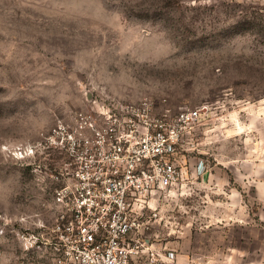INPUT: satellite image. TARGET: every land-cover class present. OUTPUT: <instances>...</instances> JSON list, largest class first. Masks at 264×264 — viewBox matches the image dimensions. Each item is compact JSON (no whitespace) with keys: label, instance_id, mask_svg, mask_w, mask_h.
I'll list each match as a JSON object with an SVG mask.
<instances>
[{"label":"rangeland","instance_id":"rangeland-1","mask_svg":"<svg viewBox=\"0 0 264 264\" xmlns=\"http://www.w3.org/2000/svg\"><path fill=\"white\" fill-rule=\"evenodd\" d=\"M90 92L148 97L158 111L166 100L174 113L225 103L229 134L244 133L264 120V0H0V264H45L18 233L54 220V183L36 169L56 155L19 152ZM198 183L162 210L167 231L182 230L168 241L180 264L263 263L256 206L240 239Z\"/></svg>","mask_w":264,"mask_h":264},{"label":"built area","instance_id":"built-area-1","mask_svg":"<svg viewBox=\"0 0 264 264\" xmlns=\"http://www.w3.org/2000/svg\"><path fill=\"white\" fill-rule=\"evenodd\" d=\"M86 98L83 110L59 120L30 154L19 152L56 156L36 169L54 183V220L18 236L27 249L43 252L45 264H180L168 241L182 238V230L167 231L162 210L205 175L206 162L192 160L200 144L214 142L207 132L220 127L218 136L227 137V105L174 113L166 100L158 111L148 97Z\"/></svg>","mask_w":264,"mask_h":264},{"label":"crops","instance_id":"crops-1","mask_svg":"<svg viewBox=\"0 0 264 264\" xmlns=\"http://www.w3.org/2000/svg\"><path fill=\"white\" fill-rule=\"evenodd\" d=\"M233 125L231 123L230 127ZM248 126L244 133L234 135L229 134L231 128L228 127L223 131L227 136L224 138L218 136L220 127L207 132L209 138L213 135L214 142L208 147L200 144V154L192 160L203 159L207 164V171L198 185L207 183L209 208L215 211L214 219L217 220V209H224L226 226L232 223V228H240V239H248L242 230L247 228L245 209L250 205L257 208V232L264 234V120ZM199 139L202 142L204 137ZM218 143L226 146V152L220 151ZM262 262L264 264V258Z\"/></svg>","mask_w":264,"mask_h":264}]
</instances>
